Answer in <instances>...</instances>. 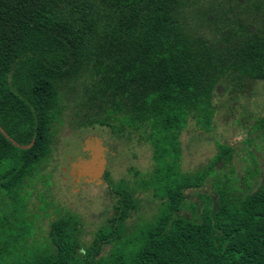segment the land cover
<instances>
[{"label": "trees", "instance_id": "16d2710c", "mask_svg": "<svg viewBox=\"0 0 264 264\" xmlns=\"http://www.w3.org/2000/svg\"><path fill=\"white\" fill-rule=\"evenodd\" d=\"M244 80L264 82V0H0V197L40 172L67 110L76 128L138 136L153 162L112 185L115 212L89 244L65 213L41 250L6 264H264V163L242 195L227 144L182 169L189 121L209 131L219 85ZM139 191L157 208L132 228Z\"/></svg>", "mask_w": 264, "mask_h": 264}, {"label": "rangeland", "instance_id": "374dc122", "mask_svg": "<svg viewBox=\"0 0 264 264\" xmlns=\"http://www.w3.org/2000/svg\"><path fill=\"white\" fill-rule=\"evenodd\" d=\"M216 112L209 131L190 120L184 129L182 169L194 171L205 166L217 152L218 144L233 148V159L224 173L236 179L238 195L251 192L260 184L264 163V82L244 80L243 88L219 85L214 97ZM70 110L55 125V140L49 159L40 172L19 187L15 200L0 197V264L25 260L41 250L49 234V224L58 215L71 213L81 223L85 245L96 230L114 214L116 199L112 185L124 180L134 185L138 176L150 171L153 162L151 148L138 136L118 138L108 128H76ZM99 136L110 149L102 183H88L70 176V166L83 154L84 140ZM254 174L251 177V175ZM210 186L199 191H188L187 205L198 201L197 195L212 193ZM139 207L131 213L127 225L134 227L142 220L151 219L157 204L150 193L139 191ZM183 214L191 215L185 208ZM4 241H9L4 245ZM110 245L103 247L106 254Z\"/></svg>", "mask_w": 264, "mask_h": 264}, {"label": "water", "instance_id": "95a60500", "mask_svg": "<svg viewBox=\"0 0 264 264\" xmlns=\"http://www.w3.org/2000/svg\"><path fill=\"white\" fill-rule=\"evenodd\" d=\"M106 148L99 136H88L84 140L83 152L89 153L88 159L78 158L70 166V175L84 178L88 183L100 184L106 172Z\"/></svg>", "mask_w": 264, "mask_h": 264}, {"label": "flooded vegetation", "instance_id": "af4514ba", "mask_svg": "<svg viewBox=\"0 0 264 264\" xmlns=\"http://www.w3.org/2000/svg\"><path fill=\"white\" fill-rule=\"evenodd\" d=\"M103 146L106 148V151H105V159L107 161V154L110 153V149L104 144L103 142ZM79 158H83V159H88L89 158V153L88 152H83L82 156H80ZM106 173V172H105ZM71 176V175H70ZM105 177V176H104ZM71 178L73 179H83L85 181L84 178H78L76 176H71Z\"/></svg>", "mask_w": 264, "mask_h": 264}]
</instances>
